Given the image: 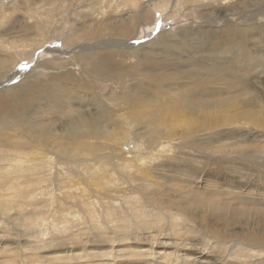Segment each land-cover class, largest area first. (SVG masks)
<instances>
[{
    "label": "rangeland",
    "instance_id": "obj_1",
    "mask_svg": "<svg viewBox=\"0 0 264 264\" xmlns=\"http://www.w3.org/2000/svg\"><path fill=\"white\" fill-rule=\"evenodd\" d=\"M124 26L133 29L131 35H124ZM256 26L260 28L254 35L263 36L264 0H0V94L11 99V88L35 75L49 82L62 73L60 62H72L66 69L79 66L81 52L129 51L127 62L135 65L142 47L163 35L180 40L188 30L242 31ZM93 27L103 28L104 38L72 41ZM111 32L117 33L107 36ZM256 40L250 38L247 47L235 52L242 58L239 72L246 83L255 87L260 79L252 91L264 114V47L256 49ZM187 44L182 40L168 53L159 49L156 54L173 60L169 63L174 73L196 67L202 72L198 65L205 66L208 59L197 57L208 56V46L195 54ZM257 51L260 58L251 53ZM52 54L58 57L49 58ZM215 54L220 57L219 51ZM179 56L181 64L174 61ZM185 56L194 58L195 65L182 67ZM222 56L227 66L234 53ZM46 60L49 70L60 73L47 78L38 73L36 65ZM239 83L231 89L211 87L212 93L219 89L207 98L192 94L188 102L221 108L251 97L252 91L244 89L247 84ZM236 107L224 113L237 115ZM87 109L90 116L102 110L75 98L34 114L32 123L44 128L55 124L57 135L51 132L42 142L22 125L33 146L21 143L19 128L5 131L20 142L14 144L20 150L0 146V264H264V126L236 120L221 127L222 137L214 136L207 146L211 141L201 131L196 133L201 138L197 148L184 144L188 130L183 123L158 125L152 135L150 126L126 118L127 127H120L124 133L109 136L120 128L117 122L103 120L107 136L77 138L66 117ZM224 113L217 115L228 116ZM202 118L192 119V127L199 130ZM175 122L168 116V124ZM153 136L155 146L149 142ZM58 145L76 155H63ZM218 145L226 151L216 152ZM258 145V153L247 150L256 161L245 163L240 154Z\"/></svg>",
    "mask_w": 264,
    "mask_h": 264
},
{
    "label": "bare ground",
    "instance_id": "obj_2",
    "mask_svg": "<svg viewBox=\"0 0 264 264\" xmlns=\"http://www.w3.org/2000/svg\"><path fill=\"white\" fill-rule=\"evenodd\" d=\"M258 27L260 28V26H256L246 28L242 31L234 30L233 28H226L216 32L214 30H208L205 33L198 30H188L184 35L180 36V40H176L173 34L163 35L152 42L148 48L145 49V47H142L144 51L141 55L140 63H135V65H130L127 62L128 56L131 55L129 51L105 49L102 51L96 50L95 52L88 51L78 53L77 60L79 66L66 69V66L71 65L72 62L68 60L60 62L59 65L63 67L62 73L55 78H51L49 82H45L40 75H35L33 80H29L31 77L25 80L23 79V81H20L11 88L10 93L8 92L7 95L11 96V99L5 98V92L1 91L4 92V94H0V118H4V123L0 124V146L4 147L5 143L6 146H14L13 149H19L14 145L17 141L9 138V135H7L8 132H5L7 129L16 130L18 128L20 132H18L16 136L24 139L21 143H25L27 146H30L28 143H31L33 146V143L25 138L22 125L26 130L28 128L30 132L39 135L42 142L48 140L51 132L52 135H57L55 124L51 128H44L36 126V124L32 123L30 120H34V114L37 115V113L49 111L75 98L85 101L86 104L93 103L94 106H101L102 109L100 113L99 111H95L91 116L88 111L89 109H87L83 111L80 110L66 117V121L68 122L67 126L72 128L71 131L68 130L77 134V138L91 139L101 136L105 137L107 135L103 131L104 126L101 125L103 120L117 122L116 127L120 128L123 125L126 126L124 124V118H126L138 125L145 124L150 126L148 132H151L152 135L158 133V125H163L165 127L175 125L179 127L181 123H183L184 128L188 130V133L186 132L184 134L186 136L185 138H188L186 139L187 141L184 139V144L189 148H197L201 143V138L200 136L197 137V135L198 132L201 131L203 132L202 135L207 134L211 141L204 144L207 146L209 143H214L213 141L216 140L215 137H222L223 132L220 131L221 127L229 126L231 123L235 124V122H237L236 120L245 118L246 120L242 123L264 126V114L261 113L263 104L256 100L255 93L252 91L257 86L258 80L260 79L256 81L255 87L247 84L248 82L244 80L246 78L243 79L239 72V70H241L239 62L242 61V58L236 54L238 52H235L238 49L242 50L243 46L247 47V42H250V38L252 37L258 39L254 42L256 49L259 50V48L261 49V47H264V32L263 36L254 35L257 29H259ZM102 31H104L103 28H86L82 31L81 35H78L72 41H76L78 37H92L94 40H99L104 38ZM120 31L121 29L119 28L117 32ZM117 32L108 33L107 36L114 35ZM123 32L124 35H131L133 29L130 26H124ZM182 40H186L188 43L186 48L189 49V46L195 54L200 50L204 51V48H206L205 46H208L206 51L208 56L197 57L198 59H208L206 60L205 66L198 65V69L203 70L202 72H199L196 67L174 73L172 64L169 63L173 60L169 57H160L158 53L156 54L159 49L165 50L163 52L168 53L174 48V44L181 43ZM69 41L70 39H68V43ZM221 49L224 51L223 54ZM256 49L254 51H256ZM183 50L184 49L180 51L181 54H183ZM250 50H253V48ZM139 51L140 49L135 52ZM215 51H219L220 57L223 59L225 58L222 55H225V53H234L233 61H231L230 64L226 63L227 66L222 65L223 62L220 61V57L215 54ZM135 52H133V54ZM200 53L201 52H199V54ZM251 53L256 57H261V53L259 54L258 51L257 53ZM196 56H194V58ZM48 57L56 58L58 56L52 54L51 57ZM182 57L179 56L174 61H178L181 64L183 61ZM184 58H186V56ZM194 58L191 56L187 57L184 60L186 64L181 66H188L190 64L195 65ZM48 61L49 60L43 62L39 61L42 63L36 65V67L39 68L38 73H41L44 78H47V74H52L56 71L60 73L59 70H61L55 68L49 70L50 64ZM1 63L5 65L3 61H1ZM25 66L26 65H23L21 67L24 68ZM22 72L23 71H20L17 75H20ZM21 77L23 76L21 75ZM240 81L243 82V85L247 84L248 87L244 89L250 92L252 91V95L251 97L240 98L239 100L231 102L232 105L236 103L237 107L234 111L238 113L237 115L231 116L230 113H234L233 111H226L224 113L227 108L232 106L229 104L221 108L208 103H203L200 107H195L188 102L192 94H198L201 95L202 98H207L211 94H216V91L219 89H216L214 93H212L214 88L211 87H220L221 85L224 88L231 89L232 86L240 84ZM240 87L242 88V86ZM241 88H238L237 91H240ZM171 91L176 92L175 95H170ZM211 101L216 102L217 100ZM220 101L221 99H219V102ZM256 105L259 106V108L256 109ZM249 106L251 109H248ZM244 108L246 109L244 110ZM242 110H244V112ZM249 110L250 112H248ZM221 112L228 116L219 118L217 114H221ZM247 113L250 115H247ZM252 115L254 117H252ZM168 116L176 118L178 122L168 124ZM201 116H203L202 122L204 123L202 126H199L201 128L197 130L196 127H192V124H194L192 123V119ZM153 119H156L155 123ZM248 121L251 122L249 123ZM172 128L173 127L170 129ZM121 132L124 133L123 128H120L119 131L116 129V131L110 133L109 136L113 137ZM171 132L172 130H170V133ZM160 134L161 133H159V135ZM153 138L155 137L153 136ZM156 139L157 138L151 139L149 142L155 146ZM77 145L79 148H84L83 142H79ZM58 146H60L63 151V155H69V158L73 157L70 153L76 155V153L70 152L72 149L69 147L64 148L62 145ZM216 147H218L216 148V152L219 153H221L220 151L225 152L227 149L222 145ZM260 149V145L255 146L252 150L248 147L240 156L244 162L248 161L253 163L255 158L250 156L251 154L248 153L247 150L253 154L258 153ZM144 176H148L147 180L150 179L148 174ZM253 243H259V241H253Z\"/></svg>",
    "mask_w": 264,
    "mask_h": 264
}]
</instances>
